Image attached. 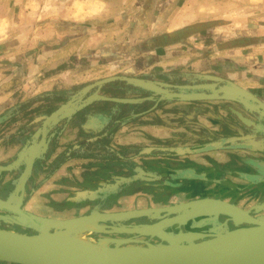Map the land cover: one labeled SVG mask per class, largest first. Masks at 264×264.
Returning a JSON list of instances; mask_svg holds the SVG:
<instances>
[{
  "label": "rangeland",
  "instance_id": "obj_1",
  "mask_svg": "<svg viewBox=\"0 0 264 264\" xmlns=\"http://www.w3.org/2000/svg\"><path fill=\"white\" fill-rule=\"evenodd\" d=\"M177 65L181 64H176L172 69H179ZM112 67L115 69L118 66ZM185 67L194 70L192 66ZM210 70L211 73L216 69ZM115 76L121 75L112 77ZM4 78V75H0V83ZM123 78L131 76L125 75ZM134 78L137 82L155 86L157 90L153 89L151 95L144 97V101L155 95L162 101V106L149 111L153 103L147 102L141 107V112L148 110L142 115L141 122L115 130L117 136L111 137L109 141V136L100 131L102 125L106 126V121L99 119L100 114L95 115L88 110V116L101 122L93 130L84 119L85 109L95 100H111L101 98L104 93H100L99 88H93L90 93L89 85H86L74 91L76 93H72L68 102L60 101L53 109H50V103L39 106L42 102L35 97L43 90L32 92L31 89H24L21 83L14 82L12 88L18 90L12 101L0 92V122H8L0 129V198L29 212L41 223L61 222L59 226L48 227L47 232L69 231L94 241L129 237L154 243L168 241L164 230L152 233L125 230L142 225H161L162 228L167 225L166 232L170 234L174 231L206 230L213 227L214 222L227 224L228 227L237 226L240 222L227 223L226 215L214 216L211 222L200 226L192 225L208 217L204 213L216 210L211 203L199 201L204 198L236 202L244 208H251L254 204L249 200L248 204L242 205L239 201H232L233 188L228 186L233 185V182L220 178L226 177V172L220 169L233 167V160L238 165H245L249 157H262L254 151L249 153V149L244 146H231L230 143L225 146L221 144L222 149L217 151L216 139L222 136L213 127H222L223 122L217 123L213 119L219 115H229L223 114L220 111L223 109L222 104H216L215 101L226 100L174 98L179 91L177 85L164 89L162 84H155V81H159L157 79H168L165 74L153 78ZM175 81L178 85L189 82L182 75L174 77ZM133 84L135 89L126 93L127 98L135 97L138 91H147L145 87ZM186 89L191 91L189 87L181 90ZM164 95L171 99L163 103ZM234 103L236 106L239 101L226 102L230 107H235ZM223 110L227 111L225 108ZM144 121L156 123L146 125L142 123ZM160 121L165 124H159ZM243 153L247 156H242ZM193 165L213 178V182L199 188L198 197L185 200L187 190H191L192 186L181 190L175 186L148 183L162 180L172 168ZM133 168L135 174H131ZM218 169L221 171L219 176ZM175 181L180 183V178ZM235 194L236 198L240 193L237 190ZM245 194L242 196L248 198L249 195ZM171 205L175 207L156 213L142 212L144 209ZM177 216L180 217L179 223H176ZM145 217L152 221L147 222ZM72 220L78 221L80 225H67ZM170 221L174 224L168 226ZM27 222L17 214L0 209V227L31 233L40 231L28 226ZM104 229L111 231L106 232Z\"/></svg>",
  "mask_w": 264,
  "mask_h": 264
},
{
  "label": "crops",
  "instance_id": "obj_2",
  "mask_svg": "<svg viewBox=\"0 0 264 264\" xmlns=\"http://www.w3.org/2000/svg\"><path fill=\"white\" fill-rule=\"evenodd\" d=\"M176 64L179 69H172ZM188 65L194 70L184 68ZM160 74L172 83L178 75L190 82L207 80L209 74L231 80L249 95V112L264 120V0H0V75L5 76L0 92L10 101L18 90L12 88L14 82L32 92L43 90L35 97L40 107L48 101L57 107L60 100L54 99L61 93L71 97L86 85L90 93L99 88L101 98L113 99L95 100L83 114L91 130L106 121L100 131L109 141L117 129L141 122L137 103L118 102L135 89L133 78ZM226 102L215 101L229 115L213 119L223 122L213 127L222 136L216 139L217 151L229 143L247 146L244 137L230 136L239 125ZM88 110L100 114V120L88 116ZM257 131L264 132V125ZM256 135L252 151L264 150V137ZM249 158L245 165L233 160V167L219 168L226 172L220 178L233 182L228 186L232 201L240 205L256 203L242 195L264 184V158H255L257 166Z\"/></svg>",
  "mask_w": 264,
  "mask_h": 264
},
{
  "label": "water",
  "instance_id": "obj_3",
  "mask_svg": "<svg viewBox=\"0 0 264 264\" xmlns=\"http://www.w3.org/2000/svg\"><path fill=\"white\" fill-rule=\"evenodd\" d=\"M205 77L225 83L220 87L223 93L218 95L219 97L239 101L240 103L243 102V98L239 96L246 95V91L231 80H225L215 75H206ZM133 81H135V84L151 91L153 89L157 90L151 84L145 85L142 82H137L136 78H133ZM183 93H176L174 97L179 99L209 97L208 94L185 91ZM212 96L216 97L217 95L213 94ZM104 98L113 99L111 97ZM119 100L132 102L134 98ZM232 109L236 111V114L245 125L253 124V120L245 116L243 112L234 107ZM252 109L258 111L256 105ZM199 201L211 203L216 210L204 213L208 217L203 218L196 224L193 223V227L211 222L219 215H226L227 223L230 221L236 223L242 220L248 222L249 225L241 226L239 223L236 227L231 228L227 224L214 222L213 227L211 226L206 230L174 231L173 234L166 232L168 231L167 225H164L163 228L161 225H142L127 227L125 230L144 233L164 230L168 241L166 243H154L149 240L133 237L116 240L100 238L94 241L83 237L79 233L73 234L69 231L62 233L47 232L48 227L59 226L61 222L41 223L29 212L0 198L1 210H6L23 217L28 221V226L40 230L31 233L0 227V260L18 264H264V215L255 216L252 214L251 209L243 208L236 202L217 198H204ZM174 207L171 205L168 207L149 208L142 210V212L149 213L151 211L156 213ZM179 221L180 217L177 216L176 223H179ZM17 222L25 224L20 221ZM69 223L67 225H71L72 223L75 227L80 225L76 220H72ZM172 224H174L173 221H170L168 226ZM104 230L106 232L111 231L108 229ZM234 236H241V241L233 244L231 238ZM53 241L58 242L61 250L67 253V255L70 254V250H78L75 244L80 248V243L93 244L99 248L100 252L89 259H69L67 255L60 256L54 251L52 248Z\"/></svg>",
  "mask_w": 264,
  "mask_h": 264
},
{
  "label": "flooded vegetation",
  "instance_id": "obj_4",
  "mask_svg": "<svg viewBox=\"0 0 264 264\" xmlns=\"http://www.w3.org/2000/svg\"><path fill=\"white\" fill-rule=\"evenodd\" d=\"M215 76H217V75H215ZM157 80H159V81H155V84L157 83V84H159V86H160V84H162L164 89L168 88L170 85L171 86L177 85L178 86V90H179L178 93H181V91H184V90H181V89L187 88L186 86H188L189 88H191V91H187L188 89H186L185 92L198 93V94H208L209 97H204V98L227 100L225 98H221V97L218 96V95H221V93H223V92L220 90V88H219V90L216 89L217 86L222 85L216 79H207V80L204 79L202 82L199 81V80L198 81H193V82L189 81L188 84L184 83V85L183 84L178 85V84H175V83H172V82H169V81L167 82V81H165L163 79H157ZM222 83L225 84L224 82H222ZM189 84L192 85V87H190ZM136 93H138V95L133 97L134 98V103H137V105H139L140 107H142V105L145 102L146 103L147 102L148 103L149 102L153 103V105L149 108V111L162 106L161 105L162 101H159V99H157V96H155V95L153 96L154 98L144 101V97L145 96H148V95L152 94L151 91L141 90V91H138ZM182 94H184V93L182 92ZM213 94H216L217 96L214 97V96H212ZM239 97L243 98V102H241V103L239 102V104H236V106L234 108L239 110V111H241V112H243L245 116L251 118L253 120V124L245 125L243 123V121L236 114V116L238 117L237 118L238 121H237L236 125H239L238 126L239 128H237V127L231 128V130L232 129H234V130H232L233 134H231L230 136L233 138V140H239V139H241L239 137H244L245 138V144H247L246 148L249 149V153H252V149H253L252 146H256L257 147V143L254 141L255 138H252V137L255 135V133H257L256 136L264 137V132L257 131L258 129L261 128V125H264V120H261L257 115L255 116V115H253V114H251L249 112L251 110V108L247 107L246 104L250 103L251 105H253V103L249 102V95H240ZM163 99H164L163 100V103H164L168 99H171V98H170V96L167 97V95H164ZM196 99L201 100V99H203V97L202 98H196ZM192 100H194V99H192ZM230 100L231 99H229L228 101H230ZM139 112L137 113L138 118L142 117V115L147 113L148 110L147 111L145 110L143 112L139 111ZM263 114H264V112H263ZM224 126H226L227 128L229 127V125H227L225 123H224ZM242 129L244 130V133L240 134V132H241L240 130H242ZM238 131H240V132H238ZM255 149H258V150H254V152L259 153V155H262V157L264 158V150H261L259 148H255ZM261 151H263V152H261ZM251 159L254 160V164L256 166L259 165V163H260L259 159L258 160L254 159V158H251ZM262 168H264V167H261L260 169H262ZM201 171H199L198 167H195L194 165L193 166H184V167L172 168V170L169 171V175L166 176V177L164 176L162 180H158V181H155V182H151L150 181L148 183H152L155 186L157 185V183L162 184L164 186H168V185L175 186L177 188L179 187V189H181V190H184L185 188L188 189V187L192 186L191 190L190 189L187 190V194H186V197H185L186 198L185 200L188 201V200H190V198H193V197L197 196V193L200 192L199 188L202 185L213 182V178L212 177H209V175L203 174ZM135 173H136V170L133 168L131 174H135ZM179 178H180V183L178 181H175L176 179H179ZM262 180L264 181V176L262 177ZM198 190H199V192H198ZM168 191H167V193H168ZM192 193L194 195H191ZM246 195H249L248 197L252 198V201H257L256 203H254L251 206V208L248 207V209L252 210L251 211L252 214L255 215V216L264 215V184L262 186L257 187V188L250 189V192L247 193ZM144 220H146L147 222H151L152 221L148 217H145ZM239 225H241V226L242 225H249V223L246 222V221H242L241 220ZM231 227L234 228L236 226L231 225ZM0 264H18V263L5 261V260H0Z\"/></svg>",
  "mask_w": 264,
  "mask_h": 264
},
{
  "label": "bare ground",
  "instance_id": "obj_5",
  "mask_svg": "<svg viewBox=\"0 0 264 264\" xmlns=\"http://www.w3.org/2000/svg\"><path fill=\"white\" fill-rule=\"evenodd\" d=\"M242 237L241 236H234L231 238V242L233 244H237L239 241H241ZM68 243V242H67ZM76 247L78 248V250L73 251L70 250L71 252H69L70 254L67 255V253L63 252L61 250V248L58 245V242H52V248L54 249V251L60 255V256H64L67 255V258L69 259H78V260H83V259H89L93 256H96L97 254H99V248L94 246L93 244L90 245L88 243H80V248L78 247L77 244H75Z\"/></svg>",
  "mask_w": 264,
  "mask_h": 264
},
{
  "label": "trees",
  "instance_id": "obj_6",
  "mask_svg": "<svg viewBox=\"0 0 264 264\" xmlns=\"http://www.w3.org/2000/svg\"><path fill=\"white\" fill-rule=\"evenodd\" d=\"M147 91H149V89H147ZM150 91H151V90H150ZM74 93H76V92H74ZM70 98H71V97H68L66 93H61L60 96H55V99H54V100L56 101V99H57L58 101L60 100V101H64V102L67 100L66 102H68V101L70 100ZM47 99H51V96H48ZM51 100H52V99H51ZM48 102H49V103H52L53 101H52V102H51V101H48ZM125 103H128V102H125ZM131 103H132V102H131ZM133 103H134V102H133ZM46 104H47V103H45V104H43V105H46ZM143 105H146V102H145ZM143 105H142V106H143ZM54 107H55L54 105H51L50 109H53ZM142 110H143V109H142ZM7 124H8L7 121H5V120H4V121H1V122H0V129L4 128Z\"/></svg>",
  "mask_w": 264,
  "mask_h": 264
}]
</instances>
